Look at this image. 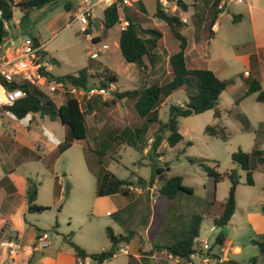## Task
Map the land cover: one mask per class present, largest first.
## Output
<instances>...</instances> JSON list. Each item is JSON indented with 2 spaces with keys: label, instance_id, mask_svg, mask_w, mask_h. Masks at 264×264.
I'll use <instances>...</instances> for the list:
<instances>
[{
  "label": "rangeland",
  "instance_id": "obj_1",
  "mask_svg": "<svg viewBox=\"0 0 264 264\" xmlns=\"http://www.w3.org/2000/svg\"><path fill=\"white\" fill-rule=\"evenodd\" d=\"M12 1V16L6 22L5 29L8 36L14 44L24 37L36 39L40 45L39 53L46 61V69L50 75L75 74L83 69L88 74L89 86H97L103 73L113 72L116 75V80L108 85L112 89L109 98L103 100L99 96H91L86 101L88 107L84 102H79V108L84 111L86 135L83 139L71 140L61 152L52 153L55 146L63 142L67 135L66 126L57 119L51 120L39 113H28L26 117L16 119L0 108V132L8 139V149L11 147L13 136L26 142L34 137L42 140L38 147L39 159L24 160L21 165L15 167L17 172L26 174L34 181L37 189L35 203L40 202V206L46 208L39 213L26 212V226L31 223L45 232L49 249L68 247V243L63 240L65 237L85 254H91L109 247L105 234L106 226L110 227L114 234L133 229L135 236L140 239L144 237L146 240L144 233L150 224L148 239L159 243L167 241L175 227L187 224L190 214L195 212L201 215L197 231L200 238H206L210 242L214 234L219 232H222L225 238H230L232 244L229 252L234 259H225L223 264H241L254 254L256 245L251 240H256L258 236L251 225L255 224L256 220L253 218L251 224L245 217V211L260 213L264 210V163L259 161L258 156L250 154L252 184L247 185L245 171L233 163L229 155L232 151L240 149L244 152L258 150L261 152L260 156H264V103L255 101L254 94L239 98L243 90L242 71L247 68L233 59L234 54L245 50L246 47H235L241 40H238L237 33H232L230 13L236 15L238 11H246L244 1H222L218 7L222 12L219 17V30L211 40L203 44L207 58L216 63H226V66L216 73L219 79L226 81L217 98L219 117L214 118L210 112L179 117L177 131L182 135V140L172 147L162 140L157 147V152L160 153L158 158L148 150L147 141L155 133V124L138 118L132 106V99H117L113 95V91L131 90L138 85L133 75L134 64L125 62L116 46L118 21L109 28H103L101 25L102 9L106 4L99 3L92 8L95 21L89 22L83 34L80 24L73 19L72 9L65 10L62 6L64 2L70 1L73 8L77 0H55L49 5L29 10L23 18L22 10L16 5L21 0ZM168 1L167 6H162L166 13L187 17L195 11L191 21L203 17L205 6L202 2L194 5V0H181L187 5V10L182 13L183 11L175 7L176 0ZM129 2L130 5L118 10V16L126 14L140 27L158 29L161 32L158 45H162L168 52L175 51L177 40L171 35L166 24L153 16L156 0ZM256 4L257 7L252 13L256 21L262 22V5L259 1ZM189 25L188 22L180 27V33L188 35ZM234 27L245 33V43V40L250 38V24L247 19ZM91 35H99L100 41L90 42L88 37ZM101 43L107 44L108 48L99 50L97 57L90 58L87 51L98 48ZM166 79H158L156 83L162 85ZM185 92L186 88L181 87L172 91L166 98L163 97L156 106L158 118L166 119L168 105L183 103L186 100ZM46 95L55 105L64 101V95L58 92H47ZM100 122L104 123L102 131L96 128ZM110 124L114 126V130H109ZM206 124L220 126L226 139L206 134L203 131ZM164 132V129L159 130V134L163 135ZM186 141L189 144H186ZM199 163L214 167L221 175L233 170L237 176L234 210L221 227L213 222L216 217L214 207H218L224 200L229 181L222 176L214 182L213 178L201 169ZM164 164L168 166V169L164 170L165 175H179L182 184L188 186L191 193H179L173 199L158 194L159 181L154 179L149 182L150 171L151 166L163 167ZM99 166L130 183L127 187L128 193H118L115 196L122 205L118 212L114 211L110 216L103 213L104 209L99 208L94 195V172ZM139 177L143 179V184L138 182ZM56 180L59 182L56 183ZM116 214L118 218H115ZM211 225L215 226V230L208 232ZM34 231V228L25 231L20 241L33 245ZM142 246L145 247L146 243ZM118 248L116 247L115 255L104 260L102 264H128L127 253L120 252ZM45 249L47 248L43 250ZM148 251L149 249L139 250L138 256L141 252L149 264H176L163 252H157V256L150 259L146 254ZM227 251L225 247L223 257ZM34 253L40 254L37 251ZM84 264L96 263L87 260Z\"/></svg>",
  "mask_w": 264,
  "mask_h": 264
},
{
  "label": "trees",
  "instance_id": "obj_2",
  "mask_svg": "<svg viewBox=\"0 0 264 264\" xmlns=\"http://www.w3.org/2000/svg\"><path fill=\"white\" fill-rule=\"evenodd\" d=\"M53 2H55V0H21L16 5L22 10L21 18H23L29 10L38 9ZM13 4L12 0H0V45L4 41V37L2 36L5 31L3 22L6 23L10 20ZM175 5L182 10L186 8V4L181 0H176ZM62 6L65 10L73 9L70 1L64 2ZM153 16L163 21L168 27L171 35L177 40V49L172 52L167 59L171 74L170 78L162 85L151 83L131 90H123L120 92L113 91V95L116 98L127 97L132 99V106L139 119L159 123L156 106L161 99L174 90L181 87L186 88L185 102L182 105H168L165 121L159 123L153 138L149 142L148 150H151L152 154L157 157L160 153L156 151V148L161 140H164L169 147H172L182 139V135L177 131V118L198 114L208 109L212 110V116L214 118L219 117L220 109L216 106L217 98L221 89L226 84V81L219 79L207 68H186L183 56L185 38L179 32V28L183 22L176 15L166 13L157 1L155 3ZM124 18L127 20V25L124 29L119 30L117 37V48L122 59L125 62L134 64L138 68L150 65L152 62V53L150 51L155 46L156 41L161 37V32L156 28L140 27L126 14H124ZM117 20L118 14L115 4L105 6L102 10L101 20L103 28L111 27ZM33 43L37 45L36 39H33ZM44 73L75 87H90L88 85V74L83 69L78 70L75 74H64L61 76H52L47 71ZM102 76V79H100L97 84L99 87H106L109 83L116 80L115 75L110 72L103 73ZM7 86L21 88L24 91V96L9 105L1 106L0 108L3 111L9 112L16 119H21L28 113H39L40 115L47 116L51 120L57 119L61 124L66 126V138L57 145L55 152L63 151L71 140L83 139L85 137L86 127L84 122V111L79 108L78 101L71 95L65 94L64 101L59 105H55L51 98L36 86L29 85L25 82L17 83L14 81L7 84ZM248 94H254L255 101L264 103V86H261L257 79L252 78L247 81L246 89L239 98L241 99ZM85 104L88 107L87 102H85ZM162 128L165 130L163 135L159 134V130ZM203 131L208 135L218 137L222 140L226 139L223 129L216 124H206L203 127ZM186 144H189V142L186 141ZM260 153L261 152L258 150L244 152L240 149H236L229 154L231 161L241 170L245 171V183L247 185L252 184L249 165L250 154L258 156L259 161L264 163V156L261 157ZM189 160L191 161L192 159ZM198 165L207 175L213 178L214 182L220 180L222 176L226 177L229 181V187L224 200L219 203L218 207H214L216 217L213 218V222L216 226L221 227L227 222L234 210V190L238 183L237 176L233 170L221 175L214 167L206 166L203 163H199ZM167 169L168 166L165 164L163 167L151 166L149 182L151 183L154 179L159 181L157 187L158 194L163 195L167 199H173L179 193H191V189L182 184L179 175L166 176L164 170ZM94 176L95 196L114 193L126 194L129 192L127 186H129L130 183L127 180L115 177L111 172L100 166L94 172ZM138 182L144 183L143 179L140 177L138 178ZM35 196L36 184L33 180L28 179L24 192L26 210L28 212L39 213L46 209L35 203ZM212 203L214 204V200ZM115 218H118V214H116ZM200 220V214L195 212L191 213L187 224L175 227L172 235L167 241L159 243L152 242L151 248L146 254H150L153 250H164L171 256L185 258L191 250L194 238L198 235L197 231ZM105 234L109 241V247L91 254H85L77 245L66 240L65 237L63 238L72 248L76 259L88 257L96 264H102L104 260L110 258L115 253L118 243L123 242L126 244L135 236L133 229H126L124 233L114 234L108 226L105 227ZM217 240L224 246V234L222 232L217 234ZM252 242L257 246L258 253L264 252V241ZM127 256L128 264H149L147 259L142 257L141 252H139L138 258H134L130 254H127ZM255 258L256 256H250L246 264H253ZM27 264H30V259H28Z\"/></svg>",
  "mask_w": 264,
  "mask_h": 264
},
{
  "label": "crops",
  "instance_id": "obj_3",
  "mask_svg": "<svg viewBox=\"0 0 264 264\" xmlns=\"http://www.w3.org/2000/svg\"><path fill=\"white\" fill-rule=\"evenodd\" d=\"M222 1L228 2L230 0H194L193 2L194 5L202 2V4L205 6L202 19L197 21H191V17L195 15V11L194 13L190 14V16L187 17L185 16L180 17L179 15H177V17L183 22L180 27L186 25V23L188 22L190 23V25L188 26V28L190 29L189 34L188 35L182 34L185 38L183 56H184V62L186 68L188 69L207 68L211 70L214 75L217 76L216 74L217 71H220L223 67L226 66V63L222 61L216 63L210 58H207L206 57L207 54L203 46V44L211 40L212 37L215 36L219 30V26H220L219 17L222 15V12L218 10V5H220ZM242 1H244L246 5V11L243 12L238 11L236 12L237 13L236 15L230 13L231 26H233L232 33H237L238 40H241L236 45L235 44L232 45H235V47H241L242 49H245L246 47L245 50H242L241 52H238L233 55V59L235 62H238L242 66L247 68V70L245 69L242 71L243 74L241 76V79L243 82V90L241 94L246 89L247 81L252 78L257 79L259 84L261 86H264V17L262 22H258L256 21L254 13H252V10L257 7L256 2L259 1L262 5V13L264 16V0H241L240 2ZM175 7L179 8L176 5ZM179 9L183 11L182 13H184V11L187 10V5L185 10H182L181 8ZM245 18L250 24V30H249L250 38L245 40L244 43L245 33L239 31V29H235L236 27L234 26H237ZM91 21H95L94 16H93V20ZM212 22L215 23V27L213 30H210L209 26ZM206 23L208 24L207 26ZM143 28H147V27H143ZM90 37L92 38V42L94 43L100 41L99 35H91ZM158 40L156 41L155 46L150 51L152 53L151 64L144 66L142 68H138L134 65L133 75L136 78L137 81L136 83L138 85L136 86V88L140 86L149 85L151 83H156V81L161 78L162 79L167 78L166 80H168L171 76L167 59L172 52H168L165 50V48L162 45H158ZM10 41H12V38L8 36V32H7L3 42L5 43ZM116 46H117V40H116ZM110 55L111 54H108V56ZM113 74L115 75V73ZM120 91L123 90H117V92ZM168 95H166L165 98ZM183 103L182 102L177 103V105H182ZM203 112H210L212 115V110L210 109L205 110ZM27 115L28 114H26L24 117H26ZM157 119L159 123L165 121L164 119L158 118V116ZM153 123L155 124V127L153 129L155 132L159 123L157 122H153ZM103 124H104L103 122H100L96 128L102 131L104 126ZM109 130L110 131L114 130V126L112 124H110ZM152 138L149 137L147 141L150 142ZM41 142L42 140L35 137L32 138L29 142H26L25 140L18 138L17 136H13L11 147L8 149L7 147L8 139H5L3 137V132H0V238L14 236L20 241L25 231L34 228L35 231L32 232V234H33V240L35 242L36 236L43 232L31 223H27L26 226V219L28 217H26L25 214L26 212L27 213H31V212H28L26 210L24 192L27 185V181L28 179L31 180V178H29V176H27L26 174H20L21 172H17L15 168L16 165L17 166L21 165L24 160L39 159L38 147ZM57 145L55 146L52 153L56 151ZM158 157H160V155L157 156L156 158ZM8 164L10 166H8ZM58 182L59 181L56 180V183ZM59 193H61V190H59ZM117 194L118 193L96 196L99 208H102V210L104 209L103 213H105L106 215L110 216L112 212L118 211L120 209L122 204H120L115 199L116 198L115 196ZM36 195H37V189H36ZM60 195L61 194H59V197ZM152 195L154 194L152 193ZM36 203L38 205H42L40 202H36ZM245 217L248 221H250L251 224L253 218L256 220V223L251 225V228L255 230L258 238L256 240H251V241H258V242L264 241V211H260V213H257L251 210H246ZM149 227L150 224H148L144 233L146 234V240H144V237H141V242H140V237L134 236L126 244L123 242L118 243L117 244V247H119L118 249H123L122 253L130 254L134 258L139 257L138 256L139 250H145V249L150 250L152 242L154 241L148 239L150 237ZM63 240L66 242L64 238ZM224 242H225L224 247L228 249L227 251L228 253H226V256L224 257L222 256V257L227 261L228 260L232 261V259H234L233 255L229 252V248H231L232 242L230 238H225V236H224ZM20 243H21V248L12 257L7 255L3 251V249L0 248V264H27L28 259H30V264H77V259L74 256V252L70 246L68 247L59 246L57 249L56 248L49 249L48 248L49 243H48V246L44 247L47 249L43 250L44 248L33 249L32 247L34 244L31 245L30 243L28 244L22 243L21 241ZM144 243H146L145 247L142 246ZM50 250H53V252L55 253L51 252ZM34 251H37L40 254L37 255L36 253H34ZM157 252L160 253L163 252L166 254L164 250L161 251L153 250L150 254L147 255L150 259L155 258V256H157L156 255ZM114 255L115 254H113L111 257H113ZM251 256H256L253 264H264V252L258 253L257 246H256V252ZM248 258L246 261H242L241 264H246Z\"/></svg>",
  "mask_w": 264,
  "mask_h": 264
},
{
  "label": "built area",
  "instance_id": "obj_4",
  "mask_svg": "<svg viewBox=\"0 0 264 264\" xmlns=\"http://www.w3.org/2000/svg\"><path fill=\"white\" fill-rule=\"evenodd\" d=\"M129 1L130 0H77L72 9L73 19L77 20L80 24V31L84 34L89 22L93 20V7L99 3H105L106 5L115 4L116 11L118 12L121 7L130 5ZM156 1L161 8L169 4L168 0ZM235 1L240 2L241 0ZM220 5H218V7ZM117 21L119 30L126 27L127 20L124 16H118ZM209 27L210 30H213L215 23L212 22ZM3 28L6 29L5 22H3ZM88 40L92 42L90 36ZM107 48V44L101 43L98 48L88 50L87 55L90 58H95L99 50H106ZM39 49L40 45H34L33 40L29 37H24L17 44L10 41L3 42L0 45V107L9 105L24 96V91L21 88L7 86V84L13 81L17 83L25 82L29 85L36 86L41 91L43 90L45 94L47 92H58L62 95L69 94L74 97L78 103L80 101L85 103L94 95L99 96L103 100L110 97V90H112L110 86H90L88 88L75 87L67 82L46 75L44 73L47 71L46 61L44 58L41 62L37 60L36 53H39ZM214 230V225L209 226L208 232H213ZM217 234L218 233L214 234L210 242H208L206 238H200L197 235L193 240L190 252L185 258L171 256L166 253L167 257L173 259L176 264H223L225 259L222 257V253H224L225 247L218 242ZM46 238L47 235L44 232L38 234L32 248L43 249L48 246L49 242ZM0 248L3 249L7 255L12 257L21 248V243L14 236L3 237L0 238ZM119 251L122 252L123 249H119ZM87 260L91 259L88 257L77 259V264H84Z\"/></svg>",
  "mask_w": 264,
  "mask_h": 264
},
{
  "label": "water",
  "instance_id": "obj_5",
  "mask_svg": "<svg viewBox=\"0 0 264 264\" xmlns=\"http://www.w3.org/2000/svg\"><path fill=\"white\" fill-rule=\"evenodd\" d=\"M6 30L3 32V34H2V36L3 37H5L6 36ZM36 56H37V60L39 61V62H41L42 61V59H43V57H42V55L40 54V53H36ZM163 130V129H162ZM154 194H156V193H154Z\"/></svg>",
  "mask_w": 264,
  "mask_h": 264
},
{
  "label": "bare ground",
  "instance_id": "obj_6",
  "mask_svg": "<svg viewBox=\"0 0 264 264\" xmlns=\"http://www.w3.org/2000/svg\"><path fill=\"white\" fill-rule=\"evenodd\" d=\"M0 97H1V95H0Z\"/></svg>",
  "mask_w": 264,
  "mask_h": 264
}]
</instances>
